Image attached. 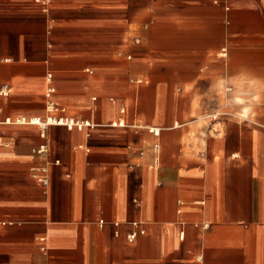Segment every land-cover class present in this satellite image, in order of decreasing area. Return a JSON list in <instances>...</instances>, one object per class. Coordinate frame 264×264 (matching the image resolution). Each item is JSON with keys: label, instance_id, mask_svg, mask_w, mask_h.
<instances>
[{"label": "crops", "instance_id": "1", "mask_svg": "<svg viewBox=\"0 0 264 264\" xmlns=\"http://www.w3.org/2000/svg\"><path fill=\"white\" fill-rule=\"evenodd\" d=\"M0 264H264V0H0Z\"/></svg>", "mask_w": 264, "mask_h": 264}, {"label": "built area", "instance_id": "2", "mask_svg": "<svg viewBox=\"0 0 264 264\" xmlns=\"http://www.w3.org/2000/svg\"><path fill=\"white\" fill-rule=\"evenodd\" d=\"M49 77H51V74H49ZM7 85L4 86L2 89V93H6L7 91ZM54 91L53 88H49L46 96L48 97V100L46 102V110L48 111V115L44 118L39 116L34 117H26V116H20L16 118L15 120H12L10 117L5 118L6 122H15V123H31V124H37L39 125L43 130L52 124H59V125H66L68 128L72 127H78L83 128L86 126H91L92 124L88 121H81L79 119H76L72 116L65 115V114H58V113H64L65 109L61 106H59L55 101L52 100L51 94ZM120 124H123V122H120ZM154 133H156V129H153ZM46 150L45 146H41L38 149H36V152L41 153ZM57 163L59 161H56ZM49 165L44 164L40 167H37L33 170V177L36 178L39 182H41L43 185L47 186L49 184ZM141 233H144V229L140 230ZM138 232L134 231L129 235V240L133 241L137 237Z\"/></svg>", "mask_w": 264, "mask_h": 264}]
</instances>
